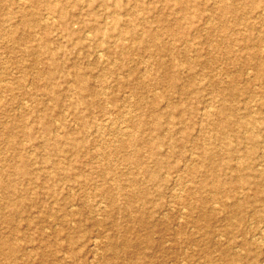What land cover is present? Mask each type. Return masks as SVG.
<instances>
[{"label": "rangeland", "instance_id": "374dc122", "mask_svg": "<svg viewBox=\"0 0 264 264\" xmlns=\"http://www.w3.org/2000/svg\"><path fill=\"white\" fill-rule=\"evenodd\" d=\"M50 1L59 2L68 10L66 23L69 22L72 28L70 33L61 30L63 22H59L57 16H55L57 19L47 18L50 12L48 7ZM184 1H188L199 15L194 21L183 19L182 25L186 28L184 34L181 32L173 34L165 29L167 24H174L182 14L176 13L179 11L180 0H143V14L150 19L149 24L153 28H161L163 43L182 48V45L184 47L187 42H190L195 44V48L190 51L176 50L173 54L169 51H158L152 47H134L131 39H125L127 44H132V49L125 54L126 56L118 53L105 55L109 65L119 64V66L115 70L106 72L107 92L104 91L105 93H98L95 96L87 94L88 99L95 97L98 106L91 110L85 109L84 117L80 118L70 113L73 101L77 97L76 90L65 82L61 74L57 80L63 84L59 88L64 90L60 94L59 103L50 102L43 94L42 86H39V83L43 82L42 79H35L36 82L32 80L36 78L37 67L33 68L29 65L36 54L43 53L45 56L46 53L37 51V53L28 54L22 46L8 38L9 29L2 30L0 27V178L19 187L15 194L17 196L8 197L0 191V237H9L23 244V249L17 252V264H45L43 258L38 255L27 256L28 250H34V247L42 248L47 252V257L51 261L49 264H54L56 261H60L61 264H162L163 260L167 264H185L189 261L190 254H194L195 261L204 260L200 254L202 246L198 241L184 242L185 244L180 245L177 240L191 233L192 230L188 226L190 224L186 222L184 231L176 234L179 224L185 223L186 220L183 217L185 205L191 201L190 193H184L182 187L187 180L172 187L173 185L167 183L164 176H160L156 182L164 190L157 192V185L145 182L146 173L140 166L126 163L127 157L134 155L137 150L128 144V136L120 135V127L129 124L127 118L131 112L139 111L133 102V97L139 90L140 93L147 95L149 92L162 89L152 83V76H154L152 72L157 66L155 59L157 55L163 57L170 68L172 65H180L183 68L186 60H195L194 73L187 70L179 72V81L184 85L193 76L195 81L193 86L201 87V91L199 98L183 95L180 99L179 90L163 88L165 97L161 99L163 101H160V104L165 111L171 109L166 106V99L172 95L173 100H178L175 101L176 104L188 103L193 107L190 109L194 111V114L187 110L184 113L186 117L183 116L185 122L188 119L191 120L193 136L190 139L182 136L180 129L183 125L178 123L181 115L173 120V124L167 119L164 121L163 133L175 124L174 129L177 131L172 137L165 132L161 138H157L155 137L157 133L150 125L142 127L138 134L140 139L137 146H140V159L144 166L153 165L149 156L153 150L164 151L167 147H172L174 143L172 139H175L176 143L173 149L177 151L175 156L171 157L173 161L184 164L191 155H194V161L198 160L201 146L205 143L201 139V134L204 133L201 128L204 113L207 108L217 104V96L212 90L222 87L223 83L232 77L235 80L230 83H236L244 90L236 101L240 100L242 103L247 101L253 111L259 114L264 109V96L260 86L264 78L262 82L261 79L253 76L256 72L255 64L245 57L250 55V51L263 49L264 53V41L260 43L258 40L260 35H264V0H235L241 6L240 10L237 13L226 12L225 15H222L223 11L220 8L221 0ZM123 2L129 3L128 0ZM91 3H93L91 0H0V20L4 17L9 18L8 23L19 26L21 32L35 31L40 35L46 32L56 46H66L63 53L66 56L60 55L62 60H67L66 72L69 73L75 65L78 66L89 78L91 75L95 79V82L92 80V86L101 90L99 76L103 70L97 67L100 52L97 53L95 49L100 40L86 39L87 35L94 32L93 27H90L92 16L89 15V10H94L102 22L109 21L111 16L98 1L90 7ZM25 8L40 19L43 18L42 21L51 26L22 24V11ZM123 15L130 18L128 14ZM224 25L228 26L226 31L222 30ZM244 32L252 35L253 39L244 38ZM71 39L79 42L72 44ZM40 41L39 37L27 36L25 44H38ZM233 58L241 62L237 64L232 60ZM23 62L26 65L21 67L20 63ZM125 69L128 71L126 72ZM24 72L27 73L28 78L26 82H21L19 77ZM138 73L142 76L146 75L145 79L150 81L149 86L139 88L133 82ZM6 84H12L14 88L7 90ZM227 98H229L228 102L232 101L230 97L227 96ZM141 106L140 112L141 110L148 112L151 119V102L146 99ZM44 112L48 113L50 120L48 133L40 124V116ZM8 122L11 123L9 128ZM84 124L88 125L86 130L83 129ZM22 125L28 126L27 129L34 133L33 144L28 141ZM11 129L12 133H10ZM13 136H15L16 145L9 143V139ZM67 137L85 138L83 149L75 150L68 143H64L63 151L53 155L57 164L72 168L69 170L71 171L69 176L59 174L55 167L45 160V155L49 151L48 144L58 138L66 140ZM156 141L160 142V145H155L153 148V143ZM21 157L29 160L30 172L27 176L16 172V166ZM168 170L170 169H163V173L166 174ZM131 175H137L139 180L143 181L138 184L139 188H147L151 192L148 206L161 201L169 211H172L169 220L165 223L168 224V229L157 230L151 246L141 242L139 246L130 247L125 254L118 255L109 261L111 255L108 254L105 246L109 235L117 240H121L123 232L131 238L144 239L146 235V230L138 223L127 220V216L123 217L124 224L119 230L112 226L113 221L124 211L123 206L128 202L125 193L131 188ZM19 193H22L24 198H19ZM111 195L117 197L116 203L121 209L118 212H109L107 199ZM19 199L21 200L17 208L18 213L9 223L6 221L11 212L9 205L13 200ZM129 223L132 228L126 231ZM214 224L217 225L220 222ZM17 226L20 229L19 232L15 231ZM193 234L194 237L198 235L195 231ZM73 236L76 240L70 243L69 239ZM222 238L229 240L224 236ZM235 245L238 248L237 243ZM70 249L74 250V254H71L73 257L66 258ZM212 249L216 250L215 245ZM259 250L261 258L262 250ZM4 255L0 251V264L11 263V258L7 259ZM253 255H255L254 250L251 254H246L241 261L244 264H251ZM252 264H261V261L256 260V263Z\"/></svg>", "mask_w": 264, "mask_h": 264}, {"label": "bare ground", "instance_id": "6f19581e", "mask_svg": "<svg viewBox=\"0 0 264 264\" xmlns=\"http://www.w3.org/2000/svg\"><path fill=\"white\" fill-rule=\"evenodd\" d=\"M91 1L93 3L98 1L100 6L111 16L109 21L105 20V22H102L94 10H89V15L92 16L90 27H93L94 32L87 35L86 39L92 40L98 38L100 40L95 49L97 53L100 52L98 53L97 67L103 70V73L99 76L102 84L101 90L92 86L95 79L91 75L89 78L86 72L82 71L78 66L75 65L71 72H66L67 60H62L60 57L65 52L66 46H56L46 32L44 35H40L35 31L21 32L19 31V26L8 23L9 18L6 19L4 17L0 20L1 29H9L10 36L8 38L19 46H22L25 52L30 55L37 53V51L46 53L45 56L43 53L36 54L29 66L32 65L33 68L37 67L36 78L32 80L36 82L35 79H42L43 82L41 84L39 83V86H42L43 94H45L50 102L59 103L61 101L60 94L64 89L59 88L63 86L57 80L60 74L64 77L67 84L73 86L74 90H76L77 97L73 101L74 103L70 109V113H74L77 118L84 117L83 112L85 109L91 110L98 106L95 97L88 99L86 98L87 94L95 96L98 93L107 92L108 88L106 87L108 86V82L107 77H105L106 72L115 70L119 64L116 66L109 65L105 59V55L108 53H118L126 56L125 54L132 49V44H127L124 41L125 39H131L134 47H152V49L169 51L173 54L176 50L178 52L190 51L195 48V44L190 42H187L184 47L182 45V48L163 43L161 28H153L149 24L150 19L147 18V15L143 14V0H128V4L124 3L123 0H113V3L112 0ZM221 1L222 5L220 8L223 11L222 15H225L226 12L237 13L241 8L235 0ZM93 3L89 4V6H92ZM48 7L50 12L47 18L51 19L57 16L58 21L63 22L62 27L61 23L59 24L61 30L70 33L72 28L69 22L66 23L68 21V10L64 5L59 2L53 3L50 1ZM178 8L179 11L176 13L181 12L182 14L175 20L174 24H167L165 29L173 34L178 32L184 34V29L186 28L182 25L184 22L183 19L194 21L199 15L188 1L180 0ZM124 13L130 15V18L124 17ZM21 20V23L26 26H29V24H37L41 27L51 26L48 23H44L42 21L43 18L40 19L27 8L23 9ZM227 27V25H224L222 30L226 31L228 29ZM27 36L39 37L41 41L38 44H25ZM244 38L247 40L253 39L249 33H245ZM258 40L262 43L264 41V35H260ZM70 42L73 44L79 41L71 39ZM82 44L84 43L82 42ZM260 50L250 51V55H247L245 59L254 62L256 72L253 76L262 81L264 78V58H262L264 53L263 49ZM63 55L66 56L65 54ZM123 58L129 59L128 57ZM259 58L261 59L259 60ZM155 59L157 66H155L152 72V75L154 74L152 76V83H155L157 87L162 89L179 90L181 93L180 99L183 98V95H193L195 98H199L201 87L193 86L195 82L193 76L184 85L179 81V72L187 70L190 73H194L196 67L195 60H186L184 69L180 65H172L174 67L173 69L172 67L170 68L169 63L160 55H157ZM256 59L258 60L256 61ZM232 60L237 64L241 62L237 58H233ZM20 65L22 67L26 64L23 62ZM125 70L126 72L128 71V69ZM145 76L138 73V75H135L136 80L133 82L139 88L149 86L150 81H147ZM27 78V73L24 72L20 75L19 80L26 82ZM234 80L232 77L226 81L227 83L225 82L226 84L223 83L224 85L222 84V87H217L212 90L215 96H217V104L213 107L211 106L209 109L207 108L204 113L203 127H201L204 133L201 134V139L205 143L201 146L202 150H200L198 160L194 161V155H191L190 159L186 160L184 164L173 161L171 157H174L177 152L173 149V146H176L175 139H172V142H174L172 147L169 146L164 151L159 149L151 152L149 156L150 161L153 163L152 166H144L143 161L140 159V146H137L140 139L138 134L141 128L146 125H150L155 130L157 133L155 137L157 138H161L165 132L172 137L173 133L177 131L174 129L175 124L163 133L164 121L167 119L173 124V120L178 115H181L178 123L183 125L180 129L182 136L188 139L193 136L191 135L193 134L191 120L186 119L187 121L185 122V118H183L187 110H190L194 114V111L190 109V107H193L188 103L183 105L176 104L175 101L178 100H173L172 95L166 99V106L171 107V109L165 111L160 104L163 101L161 99L165 97L164 89H158V91H153L152 93L149 92L147 95L140 93L141 91L139 90L133 97V102L139 111L131 112L127 118L129 124L125 127H120V135L128 136V144L134 146L137 150L135 154L133 153L134 155L127 157L126 163L140 166L142 171L146 173L145 182L157 185V192L164 190L156 182L160 176H164L167 183L171 186L173 185L172 187L187 180V182L182 184V187L184 188V193H190L191 201L185 205L186 210L183 217L186 220L185 223L179 224V229L176 231V234L184 231L186 222L190 224L188 226L192 230L191 233H187L186 236H181L177 240L180 245L185 244L184 242L198 241L199 245L202 246L200 254L204 260L195 261L194 254H190L188 257L189 261L185 264H244L241 261L242 258L246 254H251L253 250L255 255L251 257L250 263H256V260H260L261 264H264V109L257 114L247 101L243 103L240 100L236 101L244 90L238 84L230 83ZM260 86L264 96V82ZM5 88L12 90L14 85L6 84ZM168 92L171 93V91ZM226 94L232 100L231 102L227 101L229 98H227ZM146 99L151 102V119L149 118L148 112L142 110L140 112L141 105ZM49 122L48 113L44 112L40 116V124L46 133L50 130ZM22 126L25 128L24 130L28 141H30V144H33L32 140L35 138L34 133L32 130L27 129L28 126ZM7 127H11V123L8 122ZM87 127L88 125L84 124L83 129L86 130ZM10 133H12V129ZM9 143L16 145L15 136L9 139ZM64 143H68L75 150H81L85 147V138L67 137L66 140L58 138L48 144L49 151L45 155V160L55 167L56 172L69 176L71 175V171L69 170L72 168L57 164L54 160L55 158H53L56 152L63 151ZM155 145H160V142H154L153 148H155ZM165 168L170 169L166 171V174L163 173V169ZM29 169V160L21 157L16 166V172L19 175L27 176L30 172ZM55 176L56 173L54 174ZM130 178L131 188L125 193L128 202L123 206L124 211L113 221L112 226L119 230L124 224L122 223L123 217L127 216V220L138 223L141 228L145 229L146 235L144 239L131 238L127 233L123 232L121 240H117L109 235L105 245L108 254L111 255V257L109 256V261L118 255L125 254L130 247L139 246L141 242H145L148 246H151L155 240L154 233L159 229H168V224L165 223L169 220L172 211H169L164 206V202L161 201H156L151 206H148L149 204L147 203L149 202L151 192L147 188L141 189L138 187V184L143 181H140L137 175H131ZM18 189L19 187L16 184L0 178V191L5 196L12 197ZM52 191L54 192V190ZM48 193L51 194L52 192ZM18 196L19 198H24L22 193H19ZM116 199L117 197L114 195L109 196V199H107L110 213L121 210L116 203ZM20 200H13L10 203L11 212L6 218L7 222L11 223L15 214L18 213L17 208L20 205ZM136 205L139 206L137 207ZM215 222H220V224L216 225L214 224ZM131 228L132 225L129 223L126 231H129ZM15 231H20L18 226L15 228ZM194 231L198 235L201 234L199 238L198 235L194 237ZM222 236L227 237L229 240L221 239ZM75 240L73 236L70 237L69 242L73 243ZM235 243H237L238 248ZM214 245L216 250L212 249ZM22 249L23 244L20 241L9 237H0V251L5 254L4 256L7 259L11 258V263L8 262L7 264H17V252ZM259 249L262 250L261 258ZM73 251V249H70L69 255L66 258H72L73 256L71 254H74ZM33 255H38L43 258L45 264L51 262L47 257V252L42 248L34 247V250H28L27 256L31 257ZM161 263L167 264L165 260ZM54 264L61 263L60 261H56Z\"/></svg>", "mask_w": 264, "mask_h": 264}]
</instances>
